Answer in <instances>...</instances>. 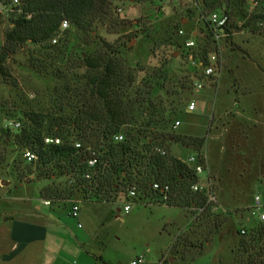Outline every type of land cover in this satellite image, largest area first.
Returning <instances> with one entry per match:
<instances>
[{
  "label": "rangeland",
  "instance_id": "1",
  "mask_svg": "<svg viewBox=\"0 0 264 264\" xmlns=\"http://www.w3.org/2000/svg\"><path fill=\"white\" fill-rule=\"evenodd\" d=\"M110 1L115 17L124 23L119 31L98 26L93 35L81 36L70 28L61 34L56 47L49 43L44 47L27 45L12 55L7 76H0V131L7 120L21 116L14 111L15 104L41 112L54 107L62 85L83 79V58L95 50V45L106 43L118 49L130 69H152L166 61L188 87L183 91V105L177 106L175 118L181 124L170 133L204 139L198 151L174 143L170 146L171 155L185 163L198 153L205 157V170L199 178L204 188L211 184L218 204L229 214L195 223L193 214L186 209L149 201L132 203L126 213L121 199L97 206V213L92 216L89 210L93 206L80 203L79 218L73 219L84 225V212L88 225H103L100 236L113 239L120 264H131L138 258L148 264H233L238 231L260 224L257 214L264 213V22L245 26L256 10L245 0H220L214 11L227 12L230 24L219 44L215 48L211 45L220 58L219 77L206 79L188 58L191 53L199 54L209 40L207 19L211 11L200 0ZM1 20L0 47L9 29V24ZM189 41L194 42L193 48L186 46ZM142 76L140 73L139 78ZM197 80L204 89L194 88ZM189 101L197 103L192 112L186 110ZM7 148L6 160L0 164V221L16 206L15 201L4 202L7 193L20 195L15 184H29L18 189L26 192L27 198L35 196L32 201L37 205L41 189L53 183L36 180V169L15 147ZM0 151L4 152L1 140ZM28 169H32L31 174ZM63 182L64 179L54 181L56 185ZM256 197L261 203L258 209ZM216 222L222 226L210 234ZM174 241L177 251L172 247L169 252ZM201 246L203 251L199 253ZM182 255L187 257L185 262ZM170 258H174L173 263H169Z\"/></svg>",
  "mask_w": 264,
  "mask_h": 264
},
{
  "label": "trees",
  "instance_id": "2",
  "mask_svg": "<svg viewBox=\"0 0 264 264\" xmlns=\"http://www.w3.org/2000/svg\"><path fill=\"white\" fill-rule=\"evenodd\" d=\"M200 1L212 12L220 0ZM245 1L248 4L249 0ZM20 2L22 13L8 12L5 19L0 17L1 22L3 19L9 24L5 43L0 47V76H7L10 70L7 63L21 47L59 45L60 41L53 45L51 40L63 21L69 23L67 30L71 28L81 36L93 35L98 26L110 32L124 26L122 20L115 17L110 0ZM0 3L9 7L12 0H0ZM260 4L262 6L248 18L245 26L249 22H264V0ZM27 14L31 18H27ZM207 24L208 43L195 55L204 61L215 51L211 45L217 46L213 38L215 28L208 21ZM82 66L86 72L81 82L62 85L54 107L41 112L13 105L14 111L21 114L14 121H19L21 126L17 129L2 127L0 140L4 152L0 151V164L6 160L10 145L22 156L26 150L33 151L37 160L27 164L36 169V180L53 181L40 191L41 197L53 204L72 206L76 201L113 204L121 199L125 201L131 186L137 188L139 199L157 201L162 193L153 190L152 185L160 182L170 186L167 206L189 212L194 206H203L204 192L191 190L198 178L194 170L170 154L174 143L198 151L204 139L170 133L177 121V106L183 105V91L188 87L172 72L169 63L162 62L152 69H130L118 49L102 43L83 58ZM117 134L123 135V141L114 140ZM45 138L60 139V143L46 144ZM76 143L81 147L76 148ZM157 147L165 149L167 154L156 153ZM201 156L198 153V157ZM91 160H96L93 166L89 165ZM28 173L31 174L32 169H28ZM60 179L64 182L56 185L54 181ZM214 216L206 211L197 220ZM215 224L210 234L222 226ZM238 236L232 250L234 264H264V223L245 229L244 234L240 229ZM172 246L177 251V244ZM181 259L185 262L187 257L182 255Z\"/></svg>",
  "mask_w": 264,
  "mask_h": 264
},
{
  "label": "crops",
  "instance_id": "3",
  "mask_svg": "<svg viewBox=\"0 0 264 264\" xmlns=\"http://www.w3.org/2000/svg\"><path fill=\"white\" fill-rule=\"evenodd\" d=\"M28 185L15 184V189L21 190L20 195L14 197L7 193L4 198L6 204L15 201L16 206L8 211L9 216L5 220L0 221V264H120L113 239L100 236L103 225H88L87 216L82 212L84 225L80 227L79 222L69 215L70 206L64 203L45 205L46 199L41 195L40 201L34 205L32 200L36 199L35 196L27 198L28 194L18 189V186ZM80 203L93 206L89 210L91 216L97 213V206L111 205ZM199 250V253L203 251L202 246ZM173 262L174 258H170L169 263Z\"/></svg>",
  "mask_w": 264,
  "mask_h": 264
},
{
  "label": "built area",
  "instance_id": "4",
  "mask_svg": "<svg viewBox=\"0 0 264 264\" xmlns=\"http://www.w3.org/2000/svg\"><path fill=\"white\" fill-rule=\"evenodd\" d=\"M156 1H164V0H154ZM249 7L252 9H259L262 5L257 0H249ZM21 2L20 0H12V3L9 7L0 5V17L2 16L4 19L7 17L8 12H17L22 13V9L20 8ZM27 18H31L30 14L26 15ZM207 21L215 28V33L213 35V38L215 40V43L218 45L222 38H224L227 33L226 29L228 28L230 24V15L225 12H215L212 11L208 14ZM69 28V23L67 21H63L61 24V27L59 28L56 35L52 38L51 43L57 44L59 42L60 36L62 33H64ZM182 34V31H180ZM186 46L188 48H193L194 42L189 41L186 43ZM189 61L190 63L197 69H199L202 72L203 77L206 79H218L219 73H220V58L218 56V53L216 51L210 52L208 54L207 60H201L197 59L193 53L189 54ZM194 88L197 91H200L204 89V85L200 80H197L194 84ZM197 103L195 101H189L186 110L188 112H192L196 109ZM180 121H175L173 125V129H177L180 126ZM21 126V123L19 121H8L7 125H4L6 129H17ZM123 135L117 134L114 137V140L117 142L123 141ZM45 143L50 144H59L60 139H52V138H45ZM76 148H80L81 144L76 143ZM156 153H159L163 156L167 154L165 149L157 147L155 149ZM23 158L27 163H33L37 160V155L30 150H26L23 153ZM96 163V160H91L89 162L90 166H93ZM195 172L197 175V181L191 186V190L194 193L197 192H204L206 196V201L203 206H194L190 209V212L194 216V221H196L204 212H210L212 215H220V214H229V211L224 210L217 202V199L215 195L213 194L211 184H209L208 189L203 187V183L201 182L199 176L203 173L206 166L205 157L202 155L201 158L198 156H191L188 158V162H186ZM86 178H89V176H86ZM152 189L155 191H161L162 196L159 200H149V199H139L138 190L135 186H131L128 190L127 199L124 201V212L128 213L131 209V204H140L144 203V201H149V204H166L168 201V193L170 192V186L168 184H161L160 182H155L152 185ZM80 201H76L72 203V206H70L69 209V215L73 218L78 219L80 215V207L78 206ZM45 205H51V202L49 200H44ZM260 198H255V208L258 209L260 207ZM254 214V213H253ZM257 218L261 223H264V213L257 214ZM79 226L81 227V224L79 223ZM242 234L245 233V229H241ZM131 264H148L147 261L144 258H138L137 260H134L131 262ZM158 264H163L161 261H159Z\"/></svg>",
  "mask_w": 264,
  "mask_h": 264
}]
</instances>
